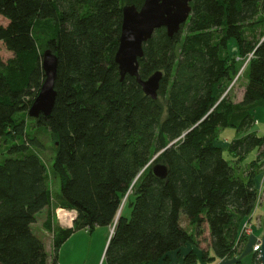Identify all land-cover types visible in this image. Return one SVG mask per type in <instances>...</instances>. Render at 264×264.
Segmentation results:
<instances>
[{"label":"trees","instance_id":"trees-1","mask_svg":"<svg viewBox=\"0 0 264 264\" xmlns=\"http://www.w3.org/2000/svg\"><path fill=\"white\" fill-rule=\"evenodd\" d=\"M143 1L0 0V42L11 53L0 55V137L18 138L0 160V264H53L71 234L98 226H113L106 264L167 262L187 244L193 248L180 264H196V250L207 262L233 253L257 187L254 175H235L230 156H264V134L251 130L254 109L264 106V0H191L175 33L155 29L138 74L162 72L156 99L135 77L121 79L114 59L122 7ZM230 40L248 60L238 102L228 92L237 71ZM46 49L57 57L55 98L48 115L34 118L28 109L43 82ZM29 117L53 139L55 197L34 149L41 144L26 130ZM228 127L240 136L225 157L216 137ZM155 163L166 166L165 178L152 172ZM129 189L127 216L119 208ZM55 207L76 211L70 227H55ZM43 209L50 252L32 228Z\"/></svg>","mask_w":264,"mask_h":264},{"label":"rangeland","instance_id":"rangeland-1","mask_svg":"<svg viewBox=\"0 0 264 264\" xmlns=\"http://www.w3.org/2000/svg\"><path fill=\"white\" fill-rule=\"evenodd\" d=\"M0 24H6V19H4L1 15ZM228 51L229 57L233 59L234 63H236L237 70L233 75L228 92L232 101L238 102L241 98L242 89L248 80V60L245 57H240L239 55L236 56V45L233 40L228 42ZM10 54L11 53L5 48L4 44L0 42V55L3 58H6ZM254 128H256L261 133V131H264V124H259ZM26 130L30 134H33L41 144L40 147H34V149L37 151L46 166L47 181L52 190V194L55 197L59 189V180L53 175L51 170V162L54 156L52 136L46 130L38 128L34 118L30 117L26 121ZM236 135L237 134L235 133L234 129L231 127H228L224 130H218L216 145L221 147L225 157L227 156L228 144L230 140ZM16 141H18V138L15 139L11 137L10 134H4L0 137V160H2L6 155L8 147H10ZM230 162L233 166L235 175L238 177H246L248 174L254 175L255 187H257V204H255L250 217L245 219L239 228V235L233 248V253L221 258L224 260L220 261V259H215L213 262H207L200 258L201 255L199 250H197L199 253V258L196 264H227L232 260L235 261V259H240L243 264H256L258 262V250L253 251V248H255V246L258 244V241L264 232V156L259 157L258 151L252 150L245 156L244 159L235 157L232 158L230 156ZM241 179L243 180L244 178ZM130 191L131 190L129 189L123 196L122 203L119 208V213L122 208V212L127 216L130 214V208L127 204L123 207V204L124 202H127ZM40 222H42V218L41 214L39 213L37 216V221L32 226L33 231L38 236H41L38 230L41 225ZM181 224L187 231H189V233L193 235V228H191V226L188 224L185 217H182ZM54 225L55 227H58L59 225L55 218ZM98 227H94L91 232H88L87 230H80L69 236L60 246L57 252V259L53 264H94L95 257L100 251L99 248L101 247V244L104 243L106 246V229ZM42 234H44V237H41L44 243L49 245L52 244L53 234L51 232H42ZM188 245L192 247L191 244ZM200 245L202 247H206L204 242H201ZM105 246L103 247L102 252H104ZM47 250H49L48 247ZM97 264H106V262L102 257Z\"/></svg>","mask_w":264,"mask_h":264},{"label":"water","instance_id":"water-1","mask_svg":"<svg viewBox=\"0 0 264 264\" xmlns=\"http://www.w3.org/2000/svg\"><path fill=\"white\" fill-rule=\"evenodd\" d=\"M190 2L191 0H144L139 8L134 5H124L122 7L119 44L114 56L120 78L123 79L126 74L135 77L142 91L152 99L157 98V89L162 72L155 71L145 79L139 76L138 58L143 53L142 45L157 28L164 27L168 36L175 33L190 13ZM41 66L44 74L43 82L28 109V115L34 118H37L40 114L48 115L54 103L57 57L50 49H46L42 53ZM151 169L156 176L166 177L167 170L163 164L155 163ZM258 253L256 264H264V232L260 238Z\"/></svg>","mask_w":264,"mask_h":264},{"label":"crops","instance_id":"crops-1","mask_svg":"<svg viewBox=\"0 0 264 264\" xmlns=\"http://www.w3.org/2000/svg\"><path fill=\"white\" fill-rule=\"evenodd\" d=\"M236 51H237V48H236ZM242 91H243V89H242ZM241 95H242V93H241ZM253 113H254V118H255V123H254V125H253V127H252V129H255V131L256 132H259L256 128H254V127H257L259 124H264V106H259V107H257V108H255L254 109V111H253ZM224 129H226V128H224ZM223 129V130H224ZM251 129V130H252ZM261 133H263L264 134V131H261ZM45 213H46V209H43V210H41V212H40V214H41V218H42V220L44 219V217H45ZM39 219V218H38ZM39 222V221H38ZM35 224V223H34ZM40 224H41V222H40ZM33 226V225H32ZM111 227L112 226H100V227H98V228H104V229H106V236H105V241H106V239H107V237L109 236V234H110V231H111ZM191 228H193L192 226H191ZM37 229V228H36ZM38 230H39V234L41 235L40 237H44V234H42V232L44 233V232H48V231H46V230H44L43 228H42V226L40 225V227L38 228ZM84 229H81V231H83ZM78 231H80V230H78ZM77 232V231H76ZM72 235V234H71ZM45 244V248H46V250H47V247H48V249L49 250H47V252H50L51 251V248H52V244H46V243H44ZM105 246V244L104 243H102L101 244V247L99 248L100 249V251L97 253V256L95 257V260H94V264H97L98 263V261L103 257V253L104 252H102L103 251V247ZM193 247H191L190 245H185V246H182L179 250H177V251H173V252H169L168 253V261L167 262H164V261H160L158 264H180V262H181V258H182V256L188 251V250H190V249H192ZM196 252L198 253V251L196 250ZM199 256V253H198V255H197V257ZM221 260H224V259H220V261ZM201 261L203 262V260L201 259ZM219 261V262H220ZM234 260H232V261H230L229 263H227V264H232L231 262H233Z\"/></svg>","mask_w":264,"mask_h":264},{"label":"built area","instance_id":"built-area-1","mask_svg":"<svg viewBox=\"0 0 264 264\" xmlns=\"http://www.w3.org/2000/svg\"><path fill=\"white\" fill-rule=\"evenodd\" d=\"M54 216L59 225L64 227H70L74 218L76 217V211L73 209H67L62 207H56L54 209ZM260 240L258 244L253 248V251L258 250Z\"/></svg>","mask_w":264,"mask_h":264}]
</instances>
